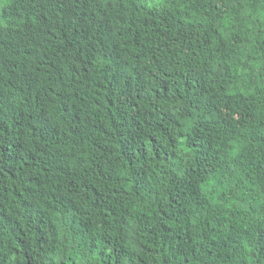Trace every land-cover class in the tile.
I'll use <instances>...</instances> for the list:
<instances>
[{
  "label": "trees",
  "instance_id": "obj_1",
  "mask_svg": "<svg viewBox=\"0 0 264 264\" xmlns=\"http://www.w3.org/2000/svg\"><path fill=\"white\" fill-rule=\"evenodd\" d=\"M0 264H264V0H0Z\"/></svg>",
  "mask_w": 264,
  "mask_h": 264
},
{
  "label": "bare ground",
  "instance_id": "obj_2",
  "mask_svg": "<svg viewBox=\"0 0 264 264\" xmlns=\"http://www.w3.org/2000/svg\"><path fill=\"white\" fill-rule=\"evenodd\" d=\"M141 126V125H140ZM140 158V157H139ZM147 159V158H146ZM57 168V167H56ZM181 168V167H180ZM113 172V171H112ZM214 174V173H213ZM50 176V175H49ZM225 176V175H224ZM227 177V176H226ZM100 178V177H99ZM225 179V178H224ZM33 181V180H32ZM205 181V180H204ZM207 187H208V185H207ZM201 192V191H200ZM212 192H214V191H212ZM215 192H216V190H215ZM128 195V194H127ZM15 198V197H14ZM119 198V197H118ZM85 199V198H84ZM15 200V199H14ZM26 200V199H25ZM248 203V202H247ZM31 204V203H30ZM28 207V206H27ZM247 208V207H246ZM90 209V208H89ZM201 211V210H200ZM18 248V247H17ZM138 252V251H137ZM138 254V253H137Z\"/></svg>",
  "mask_w": 264,
  "mask_h": 264
}]
</instances>
